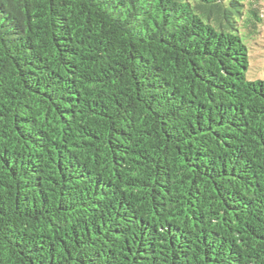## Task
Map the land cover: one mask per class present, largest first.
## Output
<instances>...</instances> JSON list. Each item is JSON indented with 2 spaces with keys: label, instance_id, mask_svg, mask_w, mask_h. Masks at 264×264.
I'll return each instance as SVG.
<instances>
[{
  "label": "trees",
  "instance_id": "1",
  "mask_svg": "<svg viewBox=\"0 0 264 264\" xmlns=\"http://www.w3.org/2000/svg\"><path fill=\"white\" fill-rule=\"evenodd\" d=\"M245 0H0V264H264V80Z\"/></svg>",
  "mask_w": 264,
  "mask_h": 264
},
{
  "label": "rangeland",
  "instance_id": "2",
  "mask_svg": "<svg viewBox=\"0 0 264 264\" xmlns=\"http://www.w3.org/2000/svg\"><path fill=\"white\" fill-rule=\"evenodd\" d=\"M245 3L257 9L261 20L259 34L245 40L249 60L245 77L248 81L264 80V0H245Z\"/></svg>",
  "mask_w": 264,
  "mask_h": 264
}]
</instances>
